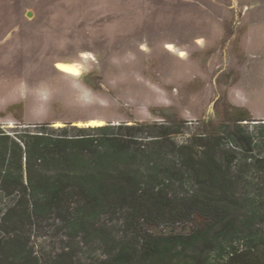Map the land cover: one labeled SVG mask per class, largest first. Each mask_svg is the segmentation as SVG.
Returning a JSON list of instances; mask_svg holds the SVG:
<instances>
[{"label": "rangeland", "instance_id": "rangeland-1", "mask_svg": "<svg viewBox=\"0 0 264 264\" xmlns=\"http://www.w3.org/2000/svg\"><path fill=\"white\" fill-rule=\"evenodd\" d=\"M90 119L163 123L167 162L181 145L197 153L201 141L226 165L233 153L239 197H264L256 161L264 158V0H0V123ZM139 129L140 137L153 130ZM108 221L118 236L129 232L122 213ZM20 232L44 263L70 247L77 264L107 258L99 241L69 237L56 216Z\"/></svg>", "mask_w": 264, "mask_h": 264}, {"label": "trees", "instance_id": "trees-1", "mask_svg": "<svg viewBox=\"0 0 264 264\" xmlns=\"http://www.w3.org/2000/svg\"><path fill=\"white\" fill-rule=\"evenodd\" d=\"M52 124L0 123V264H77L73 247L44 263L21 236L23 225L54 216L69 237L100 242L107 258L98 264H264V197H239L233 153L226 165L201 141L197 153L181 145L167 162L163 123ZM139 128L153 129L144 131L149 142ZM116 213L129 227L121 237L108 221ZM164 223L192 227L149 228Z\"/></svg>", "mask_w": 264, "mask_h": 264}, {"label": "bare ground", "instance_id": "bare-ground-1", "mask_svg": "<svg viewBox=\"0 0 264 264\" xmlns=\"http://www.w3.org/2000/svg\"><path fill=\"white\" fill-rule=\"evenodd\" d=\"M69 69L72 70V71H75V68L73 66H69ZM77 123L80 124V125L81 124H85V125H88V126H96V125H103L105 122L102 119H90L87 122L79 121ZM55 124L56 125H60V124H62V122L57 121V122H55Z\"/></svg>", "mask_w": 264, "mask_h": 264}, {"label": "water", "instance_id": "water-1", "mask_svg": "<svg viewBox=\"0 0 264 264\" xmlns=\"http://www.w3.org/2000/svg\"><path fill=\"white\" fill-rule=\"evenodd\" d=\"M200 218V217H199ZM201 219V218H200ZM204 222L202 221L201 224H203ZM190 229H183V228H178V229H169L168 231L164 232L166 234H169V233H172V232H175V233H178V232H188Z\"/></svg>", "mask_w": 264, "mask_h": 264}]
</instances>
